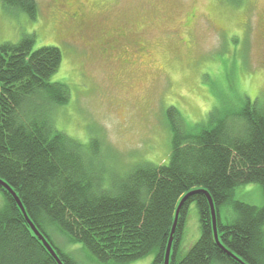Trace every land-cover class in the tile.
Instances as JSON below:
<instances>
[{
	"label": "trees",
	"instance_id": "16d2710c",
	"mask_svg": "<svg viewBox=\"0 0 264 264\" xmlns=\"http://www.w3.org/2000/svg\"><path fill=\"white\" fill-rule=\"evenodd\" d=\"M0 4L7 13L38 18L37 0ZM33 44L34 36H25L0 45V181L62 264L71 262L57 244H79L99 264H131L148 255L152 264H164L176 209L192 192L197 193L179 211L169 264H264V204L235 198L236 189L256 184L264 200V105L258 99H246L231 116L214 109L196 124L167 109L168 161L138 163L105 187L99 137L84 145L51 121L70 98L67 87L50 82L61 64L60 51L33 52ZM203 190L213 201L218 240L228 253L214 241ZM0 200V264H57L1 186ZM193 203L200 237L178 257Z\"/></svg>",
	"mask_w": 264,
	"mask_h": 264
},
{
	"label": "rangeland",
	"instance_id": "374dc122",
	"mask_svg": "<svg viewBox=\"0 0 264 264\" xmlns=\"http://www.w3.org/2000/svg\"><path fill=\"white\" fill-rule=\"evenodd\" d=\"M37 1L34 22L5 12L0 4V45L34 36L33 52L60 51L61 64L50 82L67 87L70 98L51 121L81 144L99 137L105 187L138 163L168 161L167 109L196 124L214 109L231 116L246 99L264 105V0H80L89 22L85 42L77 36L64 41L75 32L74 22H66L62 8L48 7L49 0ZM118 29L125 35V52L101 54L103 38ZM235 198L264 204L256 184L236 189ZM199 237L193 203L178 257ZM57 246L71 264H99L79 244ZM152 262L148 255L131 264Z\"/></svg>",
	"mask_w": 264,
	"mask_h": 264
},
{
	"label": "flooded vegetation",
	"instance_id": "af4514ba",
	"mask_svg": "<svg viewBox=\"0 0 264 264\" xmlns=\"http://www.w3.org/2000/svg\"><path fill=\"white\" fill-rule=\"evenodd\" d=\"M48 7H60L63 9L65 15L68 17L67 23L74 22V33L72 35L66 34L63 37V40L66 41L68 39H73L76 36L80 40V42H85L84 39L85 32L87 30V17H86V7L82 4L80 0H49L48 4H46ZM72 21V22H71ZM68 30V29H67ZM114 33V34H113ZM124 33L121 30H116L112 32L111 34L108 33L107 36H105L104 39V48L100 47L101 54H106L109 51L113 52H123L121 50L122 47V40L124 39ZM136 47H143L141 45H135ZM139 48L137 49V52L140 54H143V50ZM125 52V51H124ZM123 52V53H124Z\"/></svg>",
	"mask_w": 264,
	"mask_h": 264
},
{
	"label": "water",
	"instance_id": "95a60500",
	"mask_svg": "<svg viewBox=\"0 0 264 264\" xmlns=\"http://www.w3.org/2000/svg\"><path fill=\"white\" fill-rule=\"evenodd\" d=\"M0 186L6 190L11 197L14 199L16 205L18 206L19 210L21 211L22 215L24 216L25 222L28 225V227L30 228V230L32 231V233L34 234V236L37 238V240L43 245V247L46 249V251L50 254V256L56 261L57 264H62V262L59 260L56 251L54 250V248L52 247V245L48 242L47 238L40 233L35 227L34 225L31 223V221L28 219L24 208L22 206V204L20 203L19 199L16 197L15 193L10 189V187H8L6 184H4L2 181H0ZM207 201H208V205L210 208V214H211V222H212V230H213V237H214V241L216 243V245L220 248H222L224 251H226L219 243L218 240V236H217V230H216V216H215V209H214V205H213V201L210 197V195L208 194L207 191H201ZM197 192H192L190 194H187L179 203L176 212H175V217H174V223L172 226V230L170 233V237L167 243V248H166V252H165V257H164V264H169L170 263V253H171V248H172V242H173V235L175 233L176 230V225H177V221H178V216H179V211L180 208L183 204V202L191 195L195 194ZM227 252V251H226ZM228 253V252H227ZM229 255H232L229 253ZM233 256V255H232ZM234 257V256H233ZM237 259V258H236ZM238 260V259H237Z\"/></svg>",
	"mask_w": 264,
	"mask_h": 264
}]
</instances>
